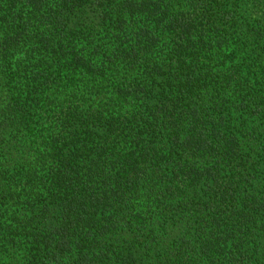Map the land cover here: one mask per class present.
<instances>
[{"label":"trees","instance_id":"trees-1","mask_svg":"<svg viewBox=\"0 0 264 264\" xmlns=\"http://www.w3.org/2000/svg\"><path fill=\"white\" fill-rule=\"evenodd\" d=\"M0 264H264V0H0Z\"/></svg>","mask_w":264,"mask_h":264}]
</instances>
